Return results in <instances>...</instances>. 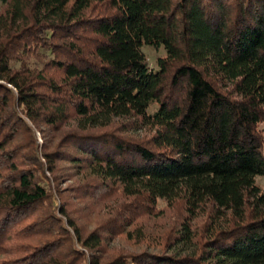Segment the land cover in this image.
Segmentation results:
<instances>
[{
  "label": "trees",
  "instance_id": "obj_1",
  "mask_svg": "<svg viewBox=\"0 0 264 264\" xmlns=\"http://www.w3.org/2000/svg\"><path fill=\"white\" fill-rule=\"evenodd\" d=\"M97 2L108 12L88 14ZM143 44L165 50L154 70ZM39 49L59 80L25 64ZM263 116L264 0H3L0 264H264ZM122 118L152 135L100 131ZM70 120L61 144L71 150L39 147L32 123ZM63 161L102 188L150 204L183 198L190 216L210 207L233 220L199 250L103 261L101 227L83 236L54 202ZM192 239L184 223L176 244Z\"/></svg>",
  "mask_w": 264,
  "mask_h": 264
},
{
  "label": "rangeland",
  "instance_id": "obj_2",
  "mask_svg": "<svg viewBox=\"0 0 264 264\" xmlns=\"http://www.w3.org/2000/svg\"><path fill=\"white\" fill-rule=\"evenodd\" d=\"M3 0H0V12ZM108 6L103 3H95L87 10L88 14L98 15L108 12ZM142 51L146 57L147 64L151 69L158 67L157 60L165 56L163 47L154 48L149 44L142 45ZM38 56H24L25 63L29 68L44 70L48 76L58 79L61 72L52 68L48 63L51 54L39 49ZM154 106H151L152 111ZM35 131V137L40 144L39 147L46 149H70L69 143L61 144L63 136L72 129L73 121L70 120L60 127L51 128L45 123L38 121L31 124ZM262 130L264 155V116L257 123ZM115 132L119 135L146 140L152 133L151 126L133 124L127 119H116L110 126L100 131ZM70 162L63 161L57 164L58 169L51 174L50 181L53 188V198L56 204H63L75 224L85 236L91 230L101 227L106 236L103 247V261L119 254H130L149 250L158 252L163 248L182 250L183 247L191 246L199 250L203 242L225 224L232 221L230 214H221L215 217L210 207L200 208L195 215L187 213L183 198H176L172 202L159 199L156 202H148L142 196L125 195L121 188L112 186L102 188L95 184V179L86 169L72 167ZM256 184L264 190V175L256 177ZM184 223L189 225L192 243L176 244ZM74 244L80 248L78 242ZM81 264H84L81 262Z\"/></svg>",
  "mask_w": 264,
  "mask_h": 264
}]
</instances>
